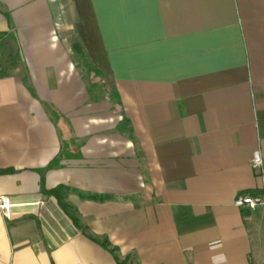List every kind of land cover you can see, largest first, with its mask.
<instances>
[{
	"label": "crops",
	"instance_id": "crops-1",
	"mask_svg": "<svg viewBox=\"0 0 264 264\" xmlns=\"http://www.w3.org/2000/svg\"><path fill=\"white\" fill-rule=\"evenodd\" d=\"M257 151L264 0H0V264H264Z\"/></svg>",
	"mask_w": 264,
	"mask_h": 264
},
{
	"label": "trees",
	"instance_id": "trees-1",
	"mask_svg": "<svg viewBox=\"0 0 264 264\" xmlns=\"http://www.w3.org/2000/svg\"><path fill=\"white\" fill-rule=\"evenodd\" d=\"M5 14L7 15V17H10V14H9L8 11H5ZM73 49L75 51H77V52L78 51L81 52L82 56H87L86 53L83 51L82 46H81V44L79 42L76 41V42L73 43ZM88 67H89V70L91 71L90 72V81H91V83H90V86H89V92L91 94H93L94 89L99 85V82L96 80V78L100 77L101 79H103L105 81L106 85L111 89V91L113 93L112 97L117 99L116 104L117 105L121 104L119 93L115 89H113L111 87V85L108 83L105 73L101 69H99L95 65H93L92 63H89ZM105 97H110V96H105ZM51 111H52L53 119L56 122H58L59 119L62 117V115L58 111H56L54 108H52ZM124 124H126V125L129 124V119L126 118V117L123 118V121L120 124L121 127L124 126ZM125 128H126V126H125ZM60 156H62V153L59 154V157H56L55 159H53L47 165V167H45L43 169H40L41 173L44 174L45 170L59 165L60 164ZM10 170H12V169H4V170H2V172H7V171H10ZM42 189H43V191L45 193L52 194V195L56 196L58 201H59V203H60V205H61V207L71 216V218L77 224H79V218H78L75 210L73 209V207L70 204H68L65 201V197L67 196L68 192L70 190H72L71 187H69L67 185H64V184H61V185H58L57 187H54V188H51V189H47L45 187L44 177H43L42 178ZM81 195L83 197H85V198H95V199H104V198H106L105 195L90 194V193H81ZM102 243L106 247L110 248L111 251L116 252L117 249L115 247L111 246V243L109 242V240L107 238H104ZM129 258L130 257H126L123 260L118 259V263L117 264H128Z\"/></svg>",
	"mask_w": 264,
	"mask_h": 264
},
{
	"label": "built area",
	"instance_id": "built-area-1",
	"mask_svg": "<svg viewBox=\"0 0 264 264\" xmlns=\"http://www.w3.org/2000/svg\"><path fill=\"white\" fill-rule=\"evenodd\" d=\"M252 166L263 179L262 191L257 194L245 193L239 195L235 200V205L238 207H264V156L261 151H257L254 154ZM13 206L14 203L10 195L0 194V209L4 215H8Z\"/></svg>",
	"mask_w": 264,
	"mask_h": 264
},
{
	"label": "rangeland",
	"instance_id": "rangeland-1",
	"mask_svg": "<svg viewBox=\"0 0 264 264\" xmlns=\"http://www.w3.org/2000/svg\"><path fill=\"white\" fill-rule=\"evenodd\" d=\"M71 39L73 40V42H76V38L74 36H71ZM75 40V41H74ZM75 59L77 60L78 62V68L84 73L85 77L88 79V84L90 86V70H89V63H91L88 59L87 56H82L81 55V52H77L75 51ZM96 80L99 82V85L94 89V92H93V97L96 98V99H100L102 100L103 98H105V96H110L111 101H114V103L116 104V101L117 99L113 98L112 95V91L111 89L106 85L105 81L103 79H101L100 77L99 78H96ZM117 106V104H116Z\"/></svg>",
	"mask_w": 264,
	"mask_h": 264
}]
</instances>
